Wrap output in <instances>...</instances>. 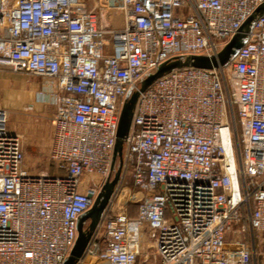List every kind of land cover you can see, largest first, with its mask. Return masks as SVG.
Listing matches in <instances>:
<instances>
[{"label":"built area","instance_id":"built-area-1","mask_svg":"<svg viewBox=\"0 0 264 264\" xmlns=\"http://www.w3.org/2000/svg\"><path fill=\"white\" fill-rule=\"evenodd\" d=\"M263 3L0 0V70L41 78L55 104L53 171L37 173L0 107V264H64L80 216L111 179L135 91L122 170L136 212L108 214L107 204L74 264H264L247 238L264 245V13L227 49ZM187 56L210 67L175 68L139 90Z\"/></svg>","mask_w":264,"mask_h":264},{"label":"rangeland","instance_id":"rangeland-1","mask_svg":"<svg viewBox=\"0 0 264 264\" xmlns=\"http://www.w3.org/2000/svg\"><path fill=\"white\" fill-rule=\"evenodd\" d=\"M89 1V0H88ZM118 20L121 21V16H117ZM0 80L4 86H0V106L2 107L3 97L11 96L15 93H30L31 98L18 108L11 105L9 108V118L7 119V125L13 120L16 121V115L22 118L18 120L16 125L25 126V124L40 127L42 125L43 130L46 132L43 139L38 140L40 147L34 149L31 143H28L26 147L23 145V139L21 138L22 146L24 149V162L23 165L32 173L40 171L51 172L52 168L47 158V148L44 144L50 141L52 131V118L55 111V104L52 101L42 99V94H46L48 91L45 87V81L41 78L31 76L24 72H14L8 68L0 70ZM1 85V84H0ZM38 106V107H37ZM9 128V127H8ZM19 134V133H18ZM20 135V134H19ZM36 148V147H35ZM118 159L114 163V167L111 172V179L114 177L118 168ZM137 193L136 187L134 186L131 176L127 171L121 170L117 184L115 185L110 201L105 212L113 213L118 210V207L124 205L129 212H133L137 205ZM95 202V201H94ZM94 204V203H93ZM89 220L84 222V227L87 228ZM261 237V236H260ZM230 234H226V240H230ZM250 244H255L257 250H263L264 245L259 243V239L255 237V242L247 236ZM258 263L260 259L258 258Z\"/></svg>","mask_w":264,"mask_h":264},{"label":"water","instance_id":"water-1","mask_svg":"<svg viewBox=\"0 0 264 264\" xmlns=\"http://www.w3.org/2000/svg\"><path fill=\"white\" fill-rule=\"evenodd\" d=\"M105 0H102L104 2ZM111 3V1H108ZM264 13V3L256 8V10L245 20L241 25L238 32L233 36L227 45L228 52L233 55L236 53L238 48L243 44L246 39L247 33L251 30L252 23L254 19ZM198 66V67H210L207 63V59L198 56H187L185 58H177L171 61H167L159 65L153 72L148 74L141 82L139 90H144L148 85H150L154 80L161 77L165 73L171 71L172 69L183 67V66ZM138 91L133 92L123 105L117 128V135L113 149V159L112 168L116 159H118V168L112 179H108L101 191L97 194L94 204L89 210L82 214L78 220L77 225V239L76 242L68 256L64 261V264H74L77 258L82 254V251L88 242L92 232L96 228L98 221L100 220L103 211L105 210L110 197L112 195L113 189L117 184L120 172L122 170V147L123 139L126 132L130 126L131 114L133 110L134 103L136 101ZM89 220L87 228L84 227V222Z\"/></svg>","mask_w":264,"mask_h":264},{"label":"crops","instance_id":"crops-1","mask_svg":"<svg viewBox=\"0 0 264 264\" xmlns=\"http://www.w3.org/2000/svg\"><path fill=\"white\" fill-rule=\"evenodd\" d=\"M2 83H4V82H2V80H0V84H1L0 86H4ZM30 98H31L30 93H24V94L23 93H15V94H12L11 96H9V98L3 97V100H2L3 103L1 105H2V108H4L8 113L11 105H14L15 107L18 108L19 106H21L25 102H27ZM9 117L10 116L8 114V118ZM21 118H22V115H21ZM21 118L17 114L16 115V121L13 120V122L11 121L10 124L8 125L9 129L15 133H19L20 137L24 138L23 139V141H24L23 145L24 146L29 147V146H27V144L31 143L33 145L34 149H38V147H40L39 146L40 143L38 142V140L43 139L45 137L46 132L43 130L42 125L40 127L39 126L35 127L33 125H28V124H25V126L16 125L17 124L16 122L18 120H21ZM51 134H52V131H51ZM50 143H51V136H50V141L49 142L47 141L44 144V146L47 148V151L49 149ZM52 171H53V168H52Z\"/></svg>","mask_w":264,"mask_h":264},{"label":"trees","instance_id":"trees-1","mask_svg":"<svg viewBox=\"0 0 264 264\" xmlns=\"http://www.w3.org/2000/svg\"><path fill=\"white\" fill-rule=\"evenodd\" d=\"M136 207H137V205L135 206V209H134L133 212H129L131 215H134V214H135V212H136Z\"/></svg>","mask_w":264,"mask_h":264}]
</instances>
